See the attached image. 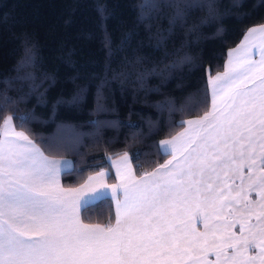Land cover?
Masks as SVG:
<instances>
[{"label": "snow or ice", "instance_id": "1", "mask_svg": "<svg viewBox=\"0 0 264 264\" xmlns=\"http://www.w3.org/2000/svg\"><path fill=\"white\" fill-rule=\"evenodd\" d=\"M206 6L211 14L214 0ZM257 33L260 40L230 50L223 73L207 70L211 108L202 116L176 124L171 119L204 109L206 92L190 94L179 109L172 101L156 105L168 111L169 127L183 128L150 146L170 159L137 177L133 168L141 165L135 161L149 154L136 152L130 159L125 152L112 161L119 183L108 184L111 172L100 171L78 188L60 187L61 161L46 158L13 127V121L24 128L39 117L34 111L17 114L25 98L0 91V113H11L0 125V264H264V26L250 29ZM254 48L259 60L252 58ZM25 54L18 67L34 63L32 49ZM199 67L193 64L192 71ZM106 83L97 88V114L109 111ZM85 100L81 88L68 103ZM89 123L98 135L117 122ZM249 192L258 199H249ZM105 200H115V225L83 224L80 215L89 202Z\"/></svg>", "mask_w": 264, "mask_h": 264}, {"label": "trees", "instance_id": "2", "mask_svg": "<svg viewBox=\"0 0 264 264\" xmlns=\"http://www.w3.org/2000/svg\"><path fill=\"white\" fill-rule=\"evenodd\" d=\"M207 2L147 0L141 7L145 0H0V91L25 98L17 114L34 111L39 117L24 128L13 121L17 129L46 154L71 158L72 168L61 173L64 186L109 169L108 156L121 152L130 159L136 152L149 154L135 161L141 165L136 175L162 163L167 155L150 146L181 127L168 126L169 113L158 103L172 101L179 109L190 94H208L204 109L191 116L177 112L173 124L208 109L207 70L220 71L227 50L250 26L264 23V0H214L211 14ZM193 3L204 6L186 7ZM25 48L32 49L34 63L18 67ZM193 64L200 67L192 71ZM105 79L109 111L97 114V88ZM81 88L86 100L70 105ZM10 114L0 113V124ZM97 119L117 123L93 135L89 121ZM59 126L65 133L60 137L54 135ZM114 215L112 200L93 201L81 220L107 226Z\"/></svg>", "mask_w": 264, "mask_h": 264}, {"label": "crops", "instance_id": "3", "mask_svg": "<svg viewBox=\"0 0 264 264\" xmlns=\"http://www.w3.org/2000/svg\"><path fill=\"white\" fill-rule=\"evenodd\" d=\"M262 26H264V23H261V24H256V25H252V26H250L245 32H244V34H243V36L241 37V39L238 41V43H236L234 46H232V47H230L228 50H227V52H226V57H225V60H224V64H223V69L221 70V71H218V72H216L215 74H213L212 76H215L217 73H223L224 72V70H225V66H226V64H227V62H228V60L230 59V56H229V52H230V50H236V49H238V48H243V47H245V46H247L250 42H255V41H258V40H260L261 39V36L259 35V33H257V34H255V36H253L252 34H250V29H253V28H256V29H258V28H260V27H262ZM252 58L253 59H255V60H259L260 59V51H259V48H254V49H252ZM208 89H209V99H210V107H209V109L211 108V86H210V84L208 83ZM2 123H3V120H2V122H1V124L0 125H2ZM13 127H15L14 126V124H13ZM15 130L16 131H22V130H19V129H17V128H15ZM180 131H183V129L182 130H180ZM179 131V132H180ZM26 134V133H25ZM177 134V133H176ZM175 134V135H176ZM27 135V134H26ZM0 138H3L2 136H0ZM30 138V137H29ZM171 138V137H170ZM170 138H162V139H160V141H162V140H165V139H170ZM31 139V138H30ZM159 141V142H160ZM34 142V141H33ZM34 144H35V146H36V148H38L42 153H43V155L46 157V158H48V159H50V160H52V159H54V160H59V161H61V163H62V167H61V172L62 171H64V170H67V169H70L71 167H72V160L69 158V157H61V156H49V155H47L46 153H44V151L40 148V146L38 145V144H36L35 142H34ZM124 155V153H122V154H119V155H116V156H111V157H109V168L110 169H102V170H99V171H97V172H95V173H92V174H90V175H88V177L89 176H96L100 171H105V172H108V171H110L111 172V174H112V176H113V181H109L108 180V178L107 177H105V180H106V182L108 183V184H114V183H119V181L117 180V178H116V165H114L113 163H112V161H114V160H118L120 157H122ZM163 164V163H162ZM156 168V167H155ZM154 169V168H153ZM152 169V170H153ZM152 170H150V171H152ZM134 171V170H133ZM135 174V173H134ZM61 175V174H60ZM88 177L84 180V182H82L80 185H77V186H73V187H65V186H63L62 185V182H61V177L59 176V185H60V187H62V188H64V189H70V188H78V187H80L82 184H84L87 180H88ZM138 177V176H137ZM239 180H237V184H239L240 182H238ZM255 193V195H257L256 194V192H254ZM249 194V193H248ZM253 196H249V199H252V200H256V196H255V198H252ZM91 202H93V201H90L89 203H91ZM112 203H113V208H114V214H115V217H116V204H115V200H112ZM80 220H81V215H80ZM81 222H82V220H81ZM254 222V221H253ZM83 224H87V225H96V224H98V223H84V222H82ZM101 225V224H100ZM113 226L115 225V218H114V222H113V224H112ZM102 226V225H101ZM197 228L199 229V230H203V225L202 224H200L198 221H197ZM233 231H237V229H233ZM209 259H215V257L214 256H209Z\"/></svg>", "mask_w": 264, "mask_h": 264}, {"label": "rangeland", "instance_id": "4", "mask_svg": "<svg viewBox=\"0 0 264 264\" xmlns=\"http://www.w3.org/2000/svg\"><path fill=\"white\" fill-rule=\"evenodd\" d=\"M223 69V68H222ZM221 69V70H222ZM220 70V71H221ZM218 72V71H217ZM216 73V72H215ZM214 73V74H215ZM213 75V74H212ZM208 92H209V89H208ZM209 107H210V99H209V105H208V109L207 110H209ZM203 115V112L202 113H200V114H198L197 116H193V117H187V118H185V119H195V118H198V116H202ZM7 117V116H6ZM16 128V127H15ZM183 128L181 127L177 132H175L173 135H171V136H169V137H166V138H170V137H172V136H174L176 133H178L180 130H182ZM20 130V129H19ZM94 130H95V128H94ZM95 133V132H94ZM65 133H64V131L61 129V127L59 126V128H56V130H55V133H54V135L55 136H63ZM73 134H75L74 136L76 137V132L75 133H73ZM160 141V140H159ZM158 144H159V142H158ZM41 148V147H40ZM45 153V152H44ZM122 153H125V152H121V153H118V154H113V155H109L108 156V163H109V157H111V156H116V155H119V154H122ZM48 155V154H47ZM49 156H53V155H49ZM61 157H67V156H61ZM70 158V157H69ZM71 159V158H70ZM168 159H170V156L169 155H167V157L165 158V160L162 162V163H164L166 160H168ZM162 163H160V164H162ZM72 165H73V162H72ZM159 165V164H158ZM157 165V166H158ZM156 166V167H157ZM72 168V167H71ZM70 168V169H71ZM155 168V167H154ZM70 169H67V170H70ZM110 169V168H109ZM133 170H134V168H133ZM152 170V169H151ZM64 171H66V170H64ZM99 171V170H98ZM150 171V170H149ZM63 172V171H62ZM61 172V173H62ZM97 172V171H96ZM93 173H95V172H93ZM135 173V172H134ZM92 174V173H91ZM90 175V174H89ZM136 175V174H135ZM136 176H139V175H136ZM60 177H61V175H60ZM88 177V176H87ZM86 177V178H87ZM85 178V179H86ZM110 181V180H109ZM84 182V181H83ZM239 182V181H238ZM236 183H237V181H236ZM81 184V183H80ZM80 184H78V185H80ZM63 185V184H62ZM64 186V185H63ZM75 186H77V185H75ZM65 187H73V186H65ZM253 196L252 198H255V196H256V199H258V197H257V195H255V193L254 192H249V194H248V197L249 196ZM114 218H115V215H114ZM83 222V221H82ZM114 222V221H113ZM84 223H86V222H84ZM88 223V222H87ZM98 224H100V223H98ZM113 224V223H112ZM87 225V224H86ZM102 225V224H101ZM103 226V225H102Z\"/></svg>", "mask_w": 264, "mask_h": 264}]
</instances>
